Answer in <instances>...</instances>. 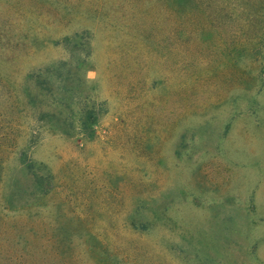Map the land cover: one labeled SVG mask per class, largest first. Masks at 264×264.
Returning a JSON list of instances; mask_svg holds the SVG:
<instances>
[{
  "label": "rangeland",
  "instance_id": "374dc122",
  "mask_svg": "<svg viewBox=\"0 0 264 264\" xmlns=\"http://www.w3.org/2000/svg\"><path fill=\"white\" fill-rule=\"evenodd\" d=\"M0 264H264V0H0Z\"/></svg>",
  "mask_w": 264,
  "mask_h": 264
}]
</instances>
